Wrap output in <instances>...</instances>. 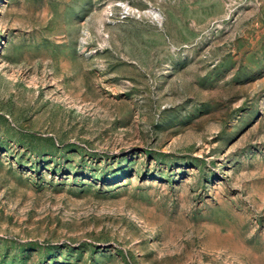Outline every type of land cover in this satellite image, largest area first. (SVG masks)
<instances>
[{
	"label": "rangeland",
	"instance_id": "rangeland-1",
	"mask_svg": "<svg viewBox=\"0 0 264 264\" xmlns=\"http://www.w3.org/2000/svg\"><path fill=\"white\" fill-rule=\"evenodd\" d=\"M0 264H264V0H0Z\"/></svg>",
	"mask_w": 264,
	"mask_h": 264
}]
</instances>
